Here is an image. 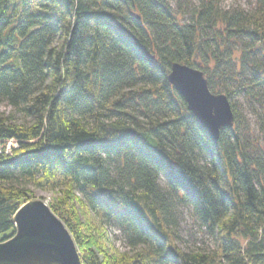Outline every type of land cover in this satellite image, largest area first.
<instances>
[{"label": "trees", "instance_id": "obj_1", "mask_svg": "<svg viewBox=\"0 0 264 264\" xmlns=\"http://www.w3.org/2000/svg\"><path fill=\"white\" fill-rule=\"evenodd\" d=\"M170 2L0 0V242L36 189L57 192L83 264H264V143L240 109L264 134V0ZM176 63L229 99L219 140L169 83ZM187 209L214 249L184 246Z\"/></svg>", "mask_w": 264, "mask_h": 264}, {"label": "water", "instance_id": "obj_2", "mask_svg": "<svg viewBox=\"0 0 264 264\" xmlns=\"http://www.w3.org/2000/svg\"><path fill=\"white\" fill-rule=\"evenodd\" d=\"M168 81L215 140H219L222 130L234 127L229 99L211 93L203 72L176 63ZM14 224V236L0 242V264H83L69 230L43 201L23 205Z\"/></svg>", "mask_w": 264, "mask_h": 264}, {"label": "rangeland", "instance_id": "obj_3", "mask_svg": "<svg viewBox=\"0 0 264 264\" xmlns=\"http://www.w3.org/2000/svg\"><path fill=\"white\" fill-rule=\"evenodd\" d=\"M173 10L175 12L178 11V0H170ZM224 8H229L234 5H240L246 9H251L255 4L256 0H221ZM196 4V0H192ZM241 112L243 117L245 118V124L249 134L253 138V140L258 141L260 143H264V134L262 132L260 121L257 116L251 111V107L248 102L243 99L240 101ZM0 113L10 115L12 113V109L5 105L0 104ZM14 147H17L16 143L11 142L7 151ZM35 194L34 201H43L48 206L52 204V202L57 199V192H44L36 189H32ZM28 203V202H27ZM25 205V204H24ZM76 211L79 217V221L83 224H89L92 221V215H90L86 210H82L78 204H76ZM182 220H181V229L180 234L185 244H187L190 248H203L206 250L214 249L215 242L214 239L209 236L204 228L200 226V224L193 217V213L190 210H182ZM103 234V233H102ZM108 236L113 243V249L111 253H126L130 252V249L126 247L124 240L118 230L113 227L108 229ZM100 236H96L98 240ZM1 239V237H0ZM96 241V240H95Z\"/></svg>", "mask_w": 264, "mask_h": 264}, {"label": "built area", "instance_id": "obj_4", "mask_svg": "<svg viewBox=\"0 0 264 264\" xmlns=\"http://www.w3.org/2000/svg\"><path fill=\"white\" fill-rule=\"evenodd\" d=\"M7 152H8V153H10L11 151H10V150H8Z\"/></svg>", "mask_w": 264, "mask_h": 264}]
</instances>
